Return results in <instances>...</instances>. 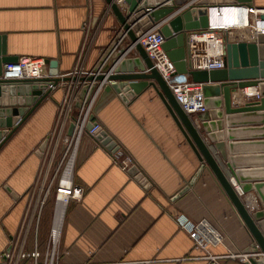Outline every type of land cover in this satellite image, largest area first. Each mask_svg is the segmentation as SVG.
<instances>
[{
	"label": "crops",
	"instance_id": "1",
	"mask_svg": "<svg viewBox=\"0 0 264 264\" xmlns=\"http://www.w3.org/2000/svg\"><path fill=\"white\" fill-rule=\"evenodd\" d=\"M121 3L122 9L127 8L123 0ZM248 4L264 7V0ZM186 10L180 7L169 18ZM214 13L210 8V20ZM166 20L161 22L162 28L168 25ZM121 28L105 0H0V35L6 36L8 56L56 61L59 78L76 70L96 72L112 62L130 43L124 38L119 50L109 54ZM136 57L132 50L121 60ZM114 84L106 81L100 89L98 82L65 86L73 98L89 86L86 94L95 98V118L131 156L150 189L85 136L74 170L75 182L85 193L82 200L72 201L67 208L58 264H208L206 253L195 250L188 232L177 224V220L202 219L225 236L222 246L208 251L222 263L243 264L240 257H257L246 254L254 242L251 234L215 175L193 150L160 90L147 87L125 103ZM258 91V87L247 88L238 91L237 97H242L244 104L249 94ZM65 96L63 88L52 90L0 149V264H31L21 256L33 251L36 232L44 253L56 210L50 165L62 146L57 132L65 121L61 122L59 114ZM242 104L234 102L235 106ZM231 118L236 123L261 121L260 117L241 115ZM196 124L200 127L201 122ZM220 124L212 134L219 135L216 142L225 144L228 163H234L235 171L245 177L264 180V145L259 143L264 142V125L234 127V141H230L225 116ZM44 142L40 157L37 151ZM211 150L225 165L217 150ZM225 172L230 174L227 168ZM240 197L250 212L263 209L256 191ZM7 250L11 255L5 261Z\"/></svg>",
	"mask_w": 264,
	"mask_h": 264
},
{
	"label": "water",
	"instance_id": "2",
	"mask_svg": "<svg viewBox=\"0 0 264 264\" xmlns=\"http://www.w3.org/2000/svg\"><path fill=\"white\" fill-rule=\"evenodd\" d=\"M127 8L122 9L117 0H105L110 6L115 18L126 32L132 45L138 52V57L134 59L121 60L129 52L128 48L121 50L112 62L103 66L102 73L90 77L82 78H59L56 61L46 60L50 66L49 77L36 80L13 81L0 79V149L9 141L14 133L23 125L29 116L49 97L52 90L51 85L56 86L59 82L87 81L90 83L106 81L115 82L114 89L120 98L129 103L136 95H139L145 88L154 87L160 90V95L168 106L169 111L176 120L178 126L184 132L193 150L200 161L207 165L217 178L225 194L237 210L243 223L253 238V244L246 254L257 255L251 258L246 264H264V180H253L245 177L240 171H235V164L228 163L225 144L216 142L218 134H212V130L207 126L202 118L207 121H216L220 126V120L225 119L228 130V139L234 141L231 133L234 127L253 125H264V34H259L257 40L253 41H231L225 38L226 42V69L217 71H191L185 61L187 36L191 32L207 30L213 20L208 17L210 8L216 11L217 7L232 4H247L251 0H123ZM188 6L186 11L172 16L168 25L162 28V33L166 37L164 45L170 59L174 62L178 73L190 74L196 83L204 84L205 104L209 112L198 115L191 119L176 101L169 86L154 68L152 61L148 57L145 49L138 42L137 34L145 32L158 25L175 13L180 7ZM264 19V17H262ZM212 21V22H211ZM113 50L109 54H113ZM17 57L8 56L6 36L0 35V77L3 73V66L13 63ZM262 80V81H260ZM261 99L259 101L250 100L244 104L235 106V96L238 91L247 88H257ZM89 86H85L81 92L83 99ZM79 106V105H78ZM218 109V110H216ZM223 109V111H221ZM241 115V118L260 117V122L245 121L236 123L232 116ZM202 116V117H201ZM202 121L200 127L196 121ZM91 128V124L88 125ZM250 129V128H249ZM264 131V128H262ZM73 126L69 130L72 133ZM248 130V129H246ZM253 130V129H252ZM205 135V138L203 137ZM105 132L97 136V140L107 149H118L116 141L107 136ZM264 138V134L262 135ZM205 139H210L213 144H207ZM263 143L264 142H259ZM44 142L37 151L41 157L45 149ZM220 154L225 165L221 164L213 155L214 148ZM230 151H234V144H230ZM223 165V166H222ZM226 168L230 174H226ZM225 169V171L223 170ZM129 173L134 176L146 189H150L147 178L140 173L138 167H133ZM262 181V182H258ZM255 182L256 184H252ZM236 184L239 187H236ZM240 195L248 197V194L256 191L259 201L263 204V209L250 212ZM11 191V190H10ZM12 193V192H11ZM247 199V198H246Z\"/></svg>",
	"mask_w": 264,
	"mask_h": 264
},
{
	"label": "built area",
	"instance_id": "3",
	"mask_svg": "<svg viewBox=\"0 0 264 264\" xmlns=\"http://www.w3.org/2000/svg\"><path fill=\"white\" fill-rule=\"evenodd\" d=\"M118 3L122 4L121 0H118ZM184 7L187 8L188 6ZM215 17V24L211 23L207 30L191 32L187 36L185 61L191 71L211 72L226 69V37L231 41L250 42L257 40L259 34H264V19H262L264 17V7L241 3L224 5L216 8ZM169 20L165 22H169ZM163 23L154 25L145 32L138 33V42L145 49L154 68L169 86L182 110L191 119H195L198 115H204L209 112L205 104L204 84L194 82L190 74L178 73L174 62L170 59L164 48L166 37L161 31ZM239 32H242L243 36L240 35L238 37ZM245 32H247V36H245ZM233 34H237V38L232 40L230 37ZM126 37H128L126 32L121 28L114 41L113 52L119 50L123 39ZM127 48L129 51L133 50L138 55L137 50L131 42ZM102 70L103 68L96 72L76 70L67 75V77H90L102 73ZM47 77H49V65L46 63V60L20 57L16 62L4 64L0 79L25 81ZM69 83L77 84V86L81 84L83 86L85 83L92 85L96 82L90 83L72 80L70 82L61 81L56 86H50L51 90L63 88L66 91L65 100L60 105L59 113L61 122L63 119L65 121L57 132L61 138L62 146L60 153L56 158L51 160L50 165L52 174L51 185L54 186L56 192V210L43 255L40 251L38 232H36L33 251L29 254L22 253L21 258H28L31 264H58L59 245L67 208L72 201L82 200L85 193L84 188L78 185L74 179L78 151L85 136L91 137L96 142L97 147L107 152L113 162L119 164L123 170L129 172L133 167H137L131 156L121 148L103 124L95 118L93 110L95 98H89L86 94L82 99L79 95L80 91L73 98V95L70 94L71 90L67 91L68 88L65 86ZM105 83H100L98 88L100 89ZM260 99L259 92L249 94L248 97V101H259ZM89 124H91V128H88ZM71 126H73V130L69 134ZM102 132H105L107 136L112 137L116 141L117 150H109L101 144V141L97 140V136L102 134ZM46 200H43L41 203L40 214L47 202ZM177 224L181 230L188 232L193 241L194 249L206 253L205 259H207L208 264H224L220 261L219 256L208 252L209 249L218 248L225 242V236L219 228L207 219L197 222L177 220ZM10 255L11 250H7L3 257L4 260L8 261ZM42 256L41 262L40 258ZM250 258L249 255H244L239 259L241 263L246 264L250 262Z\"/></svg>",
	"mask_w": 264,
	"mask_h": 264
},
{
	"label": "bare ground",
	"instance_id": "4",
	"mask_svg": "<svg viewBox=\"0 0 264 264\" xmlns=\"http://www.w3.org/2000/svg\"><path fill=\"white\" fill-rule=\"evenodd\" d=\"M214 18V17H213ZM213 18H212V20H213ZM234 35V34H233ZM231 39L233 38L232 36L230 37ZM234 39V38H233ZM103 66V65H102ZM101 66V67H102ZM105 67V66H104ZM235 101H236V103L237 104H242V97H237V95L235 96ZM202 117V116H201ZM202 121L203 122H205L206 124H207V126L213 131V130H215V129H218V128H220V125L218 124V123H215V122H210V121H207V120H205V118H202ZM201 121V122H202ZM250 200V199H249Z\"/></svg>",
	"mask_w": 264,
	"mask_h": 264
},
{
	"label": "rangeland",
	"instance_id": "5",
	"mask_svg": "<svg viewBox=\"0 0 264 264\" xmlns=\"http://www.w3.org/2000/svg\"><path fill=\"white\" fill-rule=\"evenodd\" d=\"M232 37H233L234 39H236V38H237V34H234ZM55 203H56V199H55ZM55 206H56V204H55Z\"/></svg>",
	"mask_w": 264,
	"mask_h": 264
}]
</instances>
